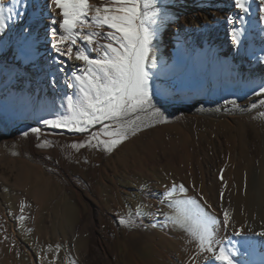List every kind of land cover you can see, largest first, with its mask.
Segmentation results:
<instances>
[{"label":"rangeland","instance_id":"obj_1","mask_svg":"<svg viewBox=\"0 0 264 264\" xmlns=\"http://www.w3.org/2000/svg\"><path fill=\"white\" fill-rule=\"evenodd\" d=\"M226 1L160 0L168 19L154 41L157 68L152 70L156 73L152 88L166 93L159 95L162 98L184 104L170 106L156 95L154 102L167 122L155 123L141 114V120L150 126L142 127L111 153L88 147L77 151L71 145L85 140L89 133L39 123L65 114L67 97L77 99L79 89L69 88L59 74L48 79L47 73L39 86L33 76L27 81L18 75L15 66L23 56L32 55L23 53V46L12 49L14 31L8 27L0 31V55L7 65L6 79L0 85L2 264H38L40 255L50 248L51 228L62 240L63 246L55 247L58 251L69 250L75 238L77 246L83 247L89 237L79 232L85 230L91 211L104 248L120 264H133L135 255L144 264H161L154 244L162 239L159 246L173 248L165 239L175 232L165 220L164 213L170 209L161 203L163 192L173 184H183L187 195L197 200V193L203 194L212 206L210 211L221 221L222 210H230L235 226L264 208V172L259 166L264 154V117L257 115L264 106L244 113H217L228 106L225 100L236 99L240 107L248 106L256 98L252 91L264 84V61L260 59L264 56V22L258 0H251L242 24L232 25L243 28L239 45L233 44L231 33L223 48L209 41V36L203 39V27L194 23L197 14L207 8L219 12ZM89 2L99 4L101 0ZM55 12L56 19H62L59 9ZM238 14L237 10L232 16ZM29 15L25 12L22 18H15L12 30L20 29L18 37L36 18ZM57 82L60 93L53 88ZM23 84L25 93L21 92ZM33 126L42 129L39 140L36 134L21 136ZM44 140L53 143L37 147ZM235 205H241L236 216L232 212ZM138 209L144 215L135 227L119 223L121 216L134 215Z\"/></svg>","mask_w":264,"mask_h":264},{"label":"snow or ice","instance_id":"obj_2","mask_svg":"<svg viewBox=\"0 0 264 264\" xmlns=\"http://www.w3.org/2000/svg\"><path fill=\"white\" fill-rule=\"evenodd\" d=\"M232 2L239 14L229 15L227 23L230 26L242 24L250 11L251 0ZM258 3L260 20L264 22V0H258ZM28 6V0H8L7 4L0 0V31L8 27L9 21L16 17L22 18ZM48 9L50 12L59 9L62 17L57 20L53 16L50 20V32L55 40L53 50L69 60L74 55L75 60L84 66L71 73L68 83L69 88L79 89V97L75 100L71 96L67 97V112L54 115L51 119H41V125L89 133L85 140L71 145L77 151L88 147L111 153L129 136L135 135L142 127L150 126L141 120V114L150 117L155 123L167 122L165 113L154 102L156 95L164 96L166 93L154 92L151 83L156 75L152 70L157 68L154 41L168 19L160 6V0H101L99 4H90L89 0H48ZM230 33L233 44L239 45L243 28L232 26ZM80 42L86 47L79 46ZM89 52L96 55H89ZM260 59L264 61V56ZM63 62L59 61L61 64ZM252 95L264 96V84L259 85L258 90L254 89ZM224 104L239 108L236 99L225 100ZM259 105L264 106V99L259 101ZM257 107L255 102L250 104V109ZM257 115L264 117V111ZM29 134H36L39 140L42 129L30 127L21 136L27 137ZM52 143L44 140L37 147H48ZM187 192L183 184H173L163 192L161 203L170 209L169 213H164L166 222L185 233L195 247L190 257L191 264H196L197 257H203L204 264H208L210 259L219 264H237L234 258L240 254L239 249L234 245L227 247L218 238L217 231L221 226L225 230L232 226L231 213L223 209L221 221L210 211L212 206L203 194L197 193V200L187 195ZM220 198H224L223 191ZM142 215L143 211L138 209L134 215L129 213L126 217L121 216L119 223L126 228H133ZM248 231L251 233V229ZM243 234L239 228L233 231L234 236ZM252 235L264 237V230ZM227 243L233 244L231 240Z\"/></svg>","mask_w":264,"mask_h":264},{"label":"bare ground","instance_id":"obj_3","mask_svg":"<svg viewBox=\"0 0 264 264\" xmlns=\"http://www.w3.org/2000/svg\"><path fill=\"white\" fill-rule=\"evenodd\" d=\"M28 3L29 6L24 10V12L36 16V18L32 19L30 24L28 23V27L26 26V29L22 34L23 36L18 37L17 32H19V28L12 30V25L15 24V19L8 22L9 31H14L13 33L15 34V36L10 39V42L13 43L12 49L17 50L19 47L23 46V53H29L32 55L22 57L20 65L15 66L17 67V74L25 77L27 81L33 76V81L36 82L34 84H37L38 86L41 82L40 79H43L47 73L49 74L47 76L48 79L53 74L56 76L59 74L64 81L69 83L71 73L84 65H82V62L76 61L74 55L73 58L69 60L66 57L59 56L53 50L52 44L55 40L50 32V20L53 16L56 18V12L49 11L48 0H28ZM219 10V12H215L214 10L207 8L196 15L194 23L203 27L204 30L201 36L203 39L209 36V41L217 42L223 48L226 46L225 38L227 33H230L231 27L227 23V17L235 13L237 9L234 7L232 0H227L226 3L222 5L220 4ZM2 42L4 43V40H2ZM34 42L38 44L36 47L33 44ZM79 46L85 47L83 42H80ZM3 59V56L0 55V85L5 81L7 76L5 73L7 65L4 63ZM61 60L64 61L63 64L59 63ZM61 68L64 70L60 71ZM72 83L75 84L76 82L73 80ZM53 88H55L59 93L62 92V87L58 82L53 85ZM26 89V85L23 84L21 92L25 93ZM157 96L162 98L159 95ZM262 99H264V96L256 97L249 103L248 106H239L238 109H234L231 105L221 107L217 110V113H244L250 108V104L253 102L257 103L259 106V101ZM162 100L170 106H179L184 104V102L180 101L166 100L164 97ZM2 122L6 121L2 120ZM237 157L238 154H234L233 158L237 159ZM259 160L260 169L264 172V154L261 155ZM38 198L40 199L41 197ZM240 206L241 205L238 207L237 205L233 206L232 212L234 216L240 212ZM256 215L257 216L255 217L240 219L238 225L235 226L233 223L227 230L221 226L220 232L218 233V238L223 240L227 247H232L234 245L239 249L240 254L234 258L237 261V264H264V237L252 235V233L264 230V208L262 209L261 207V210L258 209ZM85 221L87 222L85 230L83 229V231L79 233L80 235L86 233L89 240L83 247L77 246V238H75L73 240V245L69 248V250L63 248L61 251H58L55 247L58 245L62 247V240H58L55 237L51 228L48 241L50 248L40 255L38 258V264H120L116 255L113 253H107L104 248L97 233L96 217L92 211L90 216ZM235 228L242 229L244 234L241 236H234L233 231ZM248 229H251V233ZM174 231L175 232L170 233L169 237L165 238L171 243L173 247L171 250H165L159 246L162 239H158V243L156 242L154 244L155 250L160 253L162 259L161 264H191L190 257H192V254L195 251L194 245L189 242V238L185 233L176 228H174ZM75 237L78 236L75 235ZM229 240H231L233 244H228L227 242ZM133 261V264H144L136 255L134 256ZM0 264H2L1 261ZM196 264H204V258L197 257ZM208 264H219V262L210 259Z\"/></svg>","mask_w":264,"mask_h":264}]
</instances>
